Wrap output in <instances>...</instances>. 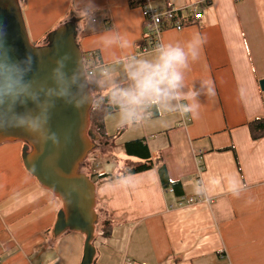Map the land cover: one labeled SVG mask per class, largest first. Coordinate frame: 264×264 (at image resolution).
<instances>
[{"label":"crops","instance_id":"0c3cea01","mask_svg":"<svg viewBox=\"0 0 264 264\" xmlns=\"http://www.w3.org/2000/svg\"><path fill=\"white\" fill-rule=\"evenodd\" d=\"M139 1L20 0L32 45L43 46L53 30L74 21L83 54L100 56L95 107L105 99L112 109L100 149L122 160L97 171L120 178L96 186L99 224H111L109 235L96 232L94 263L264 264V138L253 140L248 125L264 118V0ZM145 2L190 20L165 30L162 43L188 51L193 34L206 38L182 89L159 105L132 99L130 73L141 61L158 62L156 50L142 52ZM201 80L212 82V98V85L203 88ZM138 139L146 140L154 167L130 174L139 160L122 148ZM23 149L22 142L0 145V264H81L82 234H54L62 201L26 170ZM159 162L181 182L182 196L163 188Z\"/></svg>","mask_w":264,"mask_h":264},{"label":"water","instance_id":"95a60500","mask_svg":"<svg viewBox=\"0 0 264 264\" xmlns=\"http://www.w3.org/2000/svg\"><path fill=\"white\" fill-rule=\"evenodd\" d=\"M0 32L14 59L22 60L31 54L34 58V73L41 83L55 67V61L68 54L65 71L70 77L72 98L83 106L74 107L63 100L56 102L52 112L51 130L59 138L55 145L38 143L32 136L19 131L0 132V145L22 142L23 164L41 186L51 191L61 201L54 227L58 237L66 231L84 235V252L81 264H93L96 249L93 245L98 214L96 212V185L82 174L80 166L99 147L98 139L88 131L90 113L95 102L87 79L83 52L77 43V25L70 21L52 31L43 46L31 44L19 0H0ZM81 63L78 65L77 61ZM51 86V81H48ZM264 92V81L260 83Z\"/></svg>","mask_w":264,"mask_h":264},{"label":"clouds","instance_id":"9594fccd","mask_svg":"<svg viewBox=\"0 0 264 264\" xmlns=\"http://www.w3.org/2000/svg\"><path fill=\"white\" fill-rule=\"evenodd\" d=\"M95 7L94 5L92 6ZM4 34L0 32V132L19 130L32 136L38 143L46 144L51 140L59 144V138L51 130L52 112L58 100L80 108L83 104L72 98L70 77L65 71L68 54L58 58L43 83L34 73V58L28 54L22 60L14 59L7 47ZM206 38L200 33L192 35L188 41V51L173 43H160L157 46L158 62L155 64L141 61L139 68L130 73L136 82L137 92L132 95L134 101L148 97L153 104H161L164 98L174 96L182 89L185 71L189 68V60L199 59L200 51ZM81 62L78 60L77 64ZM51 81V86H48ZM201 87L207 88L208 98L215 95L214 86L209 80H201ZM193 99L199 107V90L193 88ZM186 98V96H185ZM192 111V106H187Z\"/></svg>","mask_w":264,"mask_h":264},{"label":"trees","instance_id":"16d2710c","mask_svg":"<svg viewBox=\"0 0 264 264\" xmlns=\"http://www.w3.org/2000/svg\"><path fill=\"white\" fill-rule=\"evenodd\" d=\"M143 2L144 0L135 3L137 5V4H142ZM135 3H133V6L135 5ZM178 19H181L184 25L190 22V20L188 19L187 20L185 19V21H183L182 15H180ZM92 55L94 61L93 67L98 66L100 63L99 54L97 52H92ZM84 57L86 58V55H84ZM96 109L97 110H95L94 115H92L91 118V124L94 134L97 135L99 139L100 138L108 139V135L105 128V118L112 113V109L107 105V100L105 99H103L100 102V108H96ZM248 125L253 140L257 141L264 138V118H258L253 121H250ZM124 152L128 157H132L139 160V163L137 165L130 168L131 169L129 172L130 174L143 173L153 169L154 165L152 163L151 153L148 148L146 140L138 139L126 143L124 145ZM158 173L164 189L173 188L178 196H182L183 188L181 182H172L169 179L166 167L164 166V164H161L160 162L158 167ZM87 176L96 186L120 178V177H113L109 174L101 175L96 170L91 171L90 174ZM96 212L99 211L96 210ZM110 224H111L110 222H104L103 224L102 223L99 224L101 225L100 230L103 229L105 235H109Z\"/></svg>","mask_w":264,"mask_h":264},{"label":"built area","instance_id":"2783aa9c","mask_svg":"<svg viewBox=\"0 0 264 264\" xmlns=\"http://www.w3.org/2000/svg\"><path fill=\"white\" fill-rule=\"evenodd\" d=\"M195 12V20H200L202 14L196 6H193ZM144 23H145V34L142 41V52L146 53L152 50H156L158 44L161 42L162 34L167 29L181 30L184 27L181 19H178L180 11L177 9L158 10L154 8L150 3L145 2L143 5ZM85 55V54H84ZM84 66L87 73V79L94 75L97 66H94L92 52L86 54V58L83 56ZM89 82V81H88ZM91 88V87H90ZM169 192H173L172 188L167 189ZM191 203L195 202L194 199L190 200Z\"/></svg>","mask_w":264,"mask_h":264},{"label":"rangeland","instance_id":"374dc122","mask_svg":"<svg viewBox=\"0 0 264 264\" xmlns=\"http://www.w3.org/2000/svg\"><path fill=\"white\" fill-rule=\"evenodd\" d=\"M20 1V0H19ZM56 30V29H55ZM54 31V30H53ZM46 44V42L44 43V45ZM88 81H89V85H90V87H91V90H92V96L93 97H96V93L93 91V78L90 76L89 77V79H88ZM96 102H94V105H93V109H92V111H91V113H90V119H89V127H88V131L89 132H93V134H94V131H93V128H92V124H91V118H92V115H94V112H95V110H97L96 109ZM95 137L98 139V141H97V144H98V146H99V148H98V150H96V151H94V152H92L88 157H87V159L84 161V163L80 166V171H81V173L82 174H85V175H89L90 174V172L91 171H94V170H96V171H99V170H102V167L101 168H99V166L101 165V164H109L112 168L113 167H117V165L119 164V163H121V161L120 160H122V157H108V153H107V151H106V149H100L101 148V145H100V139H99V137H97V135H95ZM103 141V140H102ZM113 145V144H112ZM114 152H115V154H120V152H121V149L119 150V149H116V150H114ZM122 153H124V148H122ZM98 157V158H97ZM100 158V159H99ZM125 169H126V167H125ZM97 205V204H96ZM97 207L98 206H96V210H98L99 212H97V214H98V223H97V225H96V232L97 231H99L100 230V226L101 225H99V218L100 217H102V215H103V213H102V211L101 210H99V209H97ZM66 232H68V231H66ZM69 232H72V231H69ZM76 233V232H75ZM78 233V232H77ZM96 235V234H95ZM83 236V247H84V242H85V237H84V235H82ZM84 249V248H83ZM83 252H84V250H83Z\"/></svg>","mask_w":264,"mask_h":264}]
</instances>
